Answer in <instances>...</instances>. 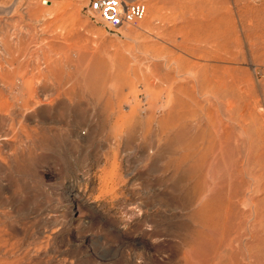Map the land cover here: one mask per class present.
I'll use <instances>...</instances> for the list:
<instances>
[{"label": "rangeland", "instance_id": "374dc122", "mask_svg": "<svg viewBox=\"0 0 264 264\" xmlns=\"http://www.w3.org/2000/svg\"><path fill=\"white\" fill-rule=\"evenodd\" d=\"M0 0V264H264V0Z\"/></svg>", "mask_w": 264, "mask_h": 264}, {"label": "built area", "instance_id": "2783aa9c", "mask_svg": "<svg viewBox=\"0 0 264 264\" xmlns=\"http://www.w3.org/2000/svg\"><path fill=\"white\" fill-rule=\"evenodd\" d=\"M88 9L108 30L135 25L146 13L145 4L137 0H89Z\"/></svg>", "mask_w": 264, "mask_h": 264}]
</instances>
